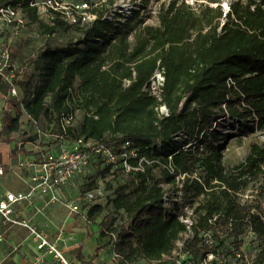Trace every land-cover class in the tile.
I'll use <instances>...</instances> for the list:
<instances>
[{
	"label": "trees",
	"instance_id": "1",
	"mask_svg": "<svg viewBox=\"0 0 264 264\" xmlns=\"http://www.w3.org/2000/svg\"><path fill=\"white\" fill-rule=\"evenodd\" d=\"M31 1L0 0V7H20L44 34L74 31L76 36L40 47L32 56L34 75H25L24 68L14 73L8 95L12 87L24 94L22 99L9 96L17 113L4 108L0 142L14 141L22 113L47 119L56 140L64 132V117L72 116L67 138L93 139L117 152L115 163L99 154L92 157L104 168L82 189L100 187L109 173L118 176L106 181L104 201L84 200L88 220H100L93 258L108 248L119 255L113 264L170 253L187 225L166 209L160 182L177 185V176L185 174L181 188L201 198L194 210V235L186 242L190 260L199 264L213 253L211 264H239L245 254L240 248L252 232L256 264H264V219L258 210L264 209V143L253 142L241 162L228 166L223 144L230 135L215 124L225 118L245 132L255 126L264 130V4L233 0L224 15L219 0L198 7L173 0L162 7L155 26L145 23L138 10L124 24L105 20L118 0H78L97 15L86 24L68 23L51 9L45 22ZM10 56L14 64L16 51ZM158 68L165 76L161 99L145 91ZM162 105L168 115L160 114ZM77 112L82 114L78 120ZM20 135L27 138L26 132ZM128 141L137 155L128 158L134 168L126 171L120 155ZM251 186L252 197L238 200Z\"/></svg>",
	"mask_w": 264,
	"mask_h": 264
},
{
	"label": "rangeland",
	"instance_id": "2",
	"mask_svg": "<svg viewBox=\"0 0 264 264\" xmlns=\"http://www.w3.org/2000/svg\"><path fill=\"white\" fill-rule=\"evenodd\" d=\"M64 2H77L78 0H62ZM173 0H138L132 2L140 11V16L144 18L145 23L150 25H159V13L164 6H168ZM185 1L196 7L201 3H209V0H179ZM220 5L224 11V15L229 11L230 4L233 0H219ZM264 4V0H258ZM120 4L122 0L116 2L115 7L120 10ZM219 3H212L216 6ZM18 15L23 19L22 23H14L10 26H6L0 31V54L5 51H16L14 73L17 70L24 68L25 75L32 76L36 73V61L32 60V56L36 57L37 51L40 47L49 42L51 44H61L67 42L72 36H76L74 31L64 32L58 31L55 34L48 35L39 28L37 23L32 22L28 15L23 12L20 7H16ZM39 15L45 22H50V14L47 8L40 7ZM8 74V73H6ZM26 76V77H27ZM9 80L6 77H2L0 80V131L2 130L1 118L4 108H10L12 113L16 115V109L12 108V103L8 95L7 86ZM18 98L22 99L24 94L18 87ZM82 114L77 112L76 119L78 120ZM21 131L14 134V141L12 144L0 142V145H9V149L4 152V158L0 152V164L1 161H5L4 174L0 178V196L6 194L8 188L23 187V177H27L35 172L34 167L30 168L27 163L39 164L43 155L54 154L57 155L61 151V147L64 146L70 149L73 140L70 138L56 140L50 135L49 131L52 129V124L47 120H35L26 113H22L20 116ZM215 124L224 133L230 135L229 139L223 144L224 146V160L226 165L232 166L241 162L249 151V148L253 142L264 143V130L254 128L253 132H245L241 129L239 123L235 120L218 118ZM21 132L27 133L28 137H36L33 140H23L20 135ZM181 141V138H177ZM196 143L195 140H192ZM1 151V150H0ZM94 159V158H93ZM91 164L84 170L83 173L77 175L73 181L58 189L55 203L59 205L58 215L63 213L65 218L69 216L71 218V227L69 230L68 238L65 240V248L61 249L64 255L76 264H90L94 259V254L97 246L100 242V220L92 222L88 220L86 211L83 208L85 205L83 187L92 182L94 177L99 176L104 166L98 165L95 160L90 162ZM118 176L116 174H108L103 180H99V186L102 188L104 195L106 181H116ZM182 178H177L178 184L173 185L166 180H161V185L165 190V206L166 209L172 214H176L181 218H186L194 214L195 207L199 204L201 198L192 197L190 192L181 188ZM21 181V182H20ZM29 187V182L28 185ZM93 190V189H92ZM255 193V186L249 187L247 190L240 192L237 196L238 200L244 201L247 198H251ZM51 200V199H49ZM105 200V199H104ZM101 200V201H104ZM22 203V202H21ZM69 204H79L80 211H73ZM260 213L264 219V209ZM193 217V215H192ZM239 252H244V259L239 264H256V258L258 253V243L255 241L253 233L248 232L245 236V242L240 248ZM81 254L79 258L78 254ZM100 264H113L114 251L112 248L104 249L100 253L98 260ZM140 263H148L145 259H139ZM59 263V262H57Z\"/></svg>",
	"mask_w": 264,
	"mask_h": 264
},
{
	"label": "built area",
	"instance_id": "3",
	"mask_svg": "<svg viewBox=\"0 0 264 264\" xmlns=\"http://www.w3.org/2000/svg\"><path fill=\"white\" fill-rule=\"evenodd\" d=\"M33 5L45 7L53 11V15L59 13L60 16L71 24H86L87 22L94 21L97 15L90 11V4L86 1L81 2H64L62 0H32ZM118 2V1H117ZM116 4V3H115ZM118 10L115 5L105 15L104 19L116 22L117 24L126 23L137 10L136 6L132 4L131 0H122V4L119 5ZM23 19L19 17L17 8L13 5H6L0 7V31L6 26H10L14 23H22ZM10 52L5 51L0 54V77H6L11 81L14 76L15 65L10 61ZM12 67L10 73L6 74V69ZM165 82L164 69L158 68L155 75L151 79L150 86L145 87V91L157 96L161 99V91ZM18 98V90L16 87H12L10 95ZM159 112L161 115H168L169 111L165 105L160 106ZM72 125V116L64 117V132L58 135L59 139H65L67 136L66 127ZM46 135H51L48 133ZM130 142L123 144L124 149L121 153L123 158V164L126 171L134 168L128 161L131 156H136L137 152L134 148L128 149ZM186 148V146L184 147ZM101 155L108 162L115 163L118 158L117 152L109 146L97 145L93 139H85L79 137L72 142L70 149L62 146L61 151L57 154L43 155L39 164L28 163L29 165H35V172L31 175L29 187L27 191L7 192L5 195L0 196V217L5 223L8 224H23L28 226L26 222L19 221L16 216V205L31 200L35 194H40L44 197L49 196L51 200L56 198V194L59 188L65 186L73 181V179L84 172V170L90 165L92 157L95 155ZM143 158L140 159L139 164ZM0 167V173H2ZM185 174L178 175L177 178H184ZM104 192L101 187L89 190L84 194V200L87 202H99L102 200ZM73 211H80L79 204H69ZM193 215V217H192ZM187 216L182 221L187 225V230L181 233L180 238L175 242V246L168 254H164L161 258L155 260H147L148 263H140L138 260L130 261L127 264H194L186 251V242L193 237L194 233L192 225L194 223V214ZM35 238L38 240V250L40 255L37 257V264H41L47 255H52L54 260L60 264H76L70 261L58 247L56 243L47 240L46 236L42 233L34 231ZM114 251V250H113ZM238 255H240L238 253ZM114 257L119 255L114 251ZM215 255L210 253L199 264H211ZM90 264H100L99 261L93 260Z\"/></svg>",
	"mask_w": 264,
	"mask_h": 264
},
{
	"label": "crops",
	"instance_id": "4",
	"mask_svg": "<svg viewBox=\"0 0 264 264\" xmlns=\"http://www.w3.org/2000/svg\"><path fill=\"white\" fill-rule=\"evenodd\" d=\"M9 147V145H0V152L3 158L4 152ZM1 162L3 164H0V167L3 172L0 173V178L4 174L3 167L5 168V161ZM27 165L30 168L33 166L34 170L36 169L35 165H29L28 163ZM31 175L28 178L23 177L22 180L25 183L23 187L8 188L6 193L27 191ZM49 199V196L44 197L40 194H35L31 200H26L16 205V218L21 222H26L28 226L8 224L0 217V264H37V257L40 252L34 231L42 233L48 241L56 243L60 249H63L65 240L70 233L71 218L69 216L65 218V215H62L63 213L58 215L59 205L54 200ZM41 264L60 263H57L52 255H47Z\"/></svg>",
	"mask_w": 264,
	"mask_h": 264
}]
</instances>
